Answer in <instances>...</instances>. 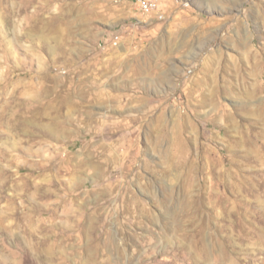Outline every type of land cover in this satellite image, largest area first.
<instances>
[{"label": "rangeland", "instance_id": "rangeland-1", "mask_svg": "<svg viewBox=\"0 0 264 264\" xmlns=\"http://www.w3.org/2000/svg\"><path fill=\"white\" fill-rule=\"evenodd\" d=\"M158 2L0 0V264H264V0Z\"/></svg>", "mask_w": 264, "mask_h": 264}, {"label": "bare ground", "instance_id": "bare-ground-1", "mask_svg": "<svg viewBox=\"0 0 264 264\" xmlns=\"http://www.w3.org/2000/svg\"><path fill=\"white\" fill-rule=\"evenodd\" d=\"M209 60H210V58H208ZM212 61V60H211ZM209 62V61H208ZM220 64V63H219ZM253 64V63H252ZM210 65V64H209ZM212 66V65H211ZM210 67V66H209ZM208 66L206 67V66H204V65H202V72H200V73H202V76L201 77H199L198 79H197V84H196V87H195V89H191L190 91H189V93L187 94V98L188 99H192V98H195V99H197V101H195V102H197L198 103V106L197 107H209V109L212 111V115H213V119H215V121H216V118H219V117H227V118H229V113H227V112H225L226 110L225 109H223L219 104H218V102H217V97H218V95H220L221 94V92H227L230 88L227 86V82L225 83L224 82V84H221L220 83V78L218 77V76H215V72L213 73V70L212 69H210ZM214 67V66H213ZM216 70V69H215ZM219 70V69H218ZM253 73V72H252ZM201 75V74H200ZM194 80V79H193ZM192 83V82H191ZM194 84V83H193ZM194 86H195V84H194ZM194 86H193V88H194ZM189 89V88H188ZM89 101V100H88ZM186 101V100H185ZM69 104V103H68ZM47 105V104H46ZM100 105V104H99ZM67 106V105H66ZM98 106V105H97ZM209 110V111H210ZM133 111V110H132ZM198 114H200V112L198 113ZM87 116V115H86ZM223 119V118H222ZM185 120V119H184ZM189 122V121H188ZM219 122V121H218ZM187 123V122H186ZM103 124V123H102ZM60 133V132H59ZM197 134V133H196ZM196 137H197V135H196ZM100 138V137H99ZM117 141V140H116ZM94 145H95V143H94ZM111 146V145H110ZM117 158V157H116ZM191 162V161H190ZM193 163V162H192ZM90 167H91V169H92V166L90 165ZM97 167H99L98 165H97ZM129 167V166H128ZM94 168H95V166H94ZM129 169V168H128ZM76 170H78V168L77 169H75V171ZM90 170V169H89ZM133 170V169H132ZM221 170V169H220ZM219 170V171H220ZM80 171V170H79ZM77 172V171H76ZM223 172V171H222ZM84 173H85V170H84ZM96 173V175H93V176H95V180L94 181H98V179H100L101 177H98V173L97 172H95ZM220 173V172H219ZM80 174V173H79ZM129 174V173H128ZM139 174V173H138ZM123 175V174H122ZM104 176V175H103ZM218 176V175H217ZM220 176V175H219ZM136 177V176H135ZM121 181V180H120ZM116 182V181H115ZM71 184V183H70ZM120 184V183H119ZM125 188V187H124ZM107 190V189H106ZM128 192V191H127ZM94 193V192H93ZM107 193V192H106ZM98 194V193H97ZM96 194V195H97ZM95 195V194H94ZM93 195V196H94ZM95 195V196H96ZM108 195V194H107ZM128 195V194H127ZM129 195H131L130 193H129ZM128 195V196H129ZM94 196V197H95ZM74 197V196H73ZM134 197V196H133ZM136 197V196H135ZM114 198V197H113ZM77 199V198H76ZM93 199V198H92ZM109 199V198H108ZM126 199V198H125ZM82 200V199H81ZM96 200V199H95ZM103 200V199H102ZM105 200V199H104ZM136 200V199H135ZM134 200V201H135ZM75 201V200H74ZM77 201V200H76ZM79 201V200H78ZM120 201V200H119ZM132 201V200H131ZM130 201V202H131ZM99 202V201H98ZM140 202V201H139ZM78 203V202H77ZM134 204V203H133ZM138 204V203H137ZM140 205V204H139ZM139 205H137V206H139ZM135 206H136V204H135ZM125 207V206H124ZM125 208H127V207H125ZM136 208V207H135ZM129 209H131V208H129ZM120 210H121V208H120ZM124 211V210H123ZM129 211V210H128ZM147 211V210H146ZM133 212V211H132ZM139 212V211H138ZM137 212V213H138ZM79 213V212H78ZM94 213V212H93ZM141 213V212H140ZM86 214V213H85ZM138 215H140V214H138ZM130 216V215H129ZM79 217V216H78ZM87 217V216H86ZM94 217V216H93ZM92 217V218H93ZM81 218V217H80ZM88 219V218H87ZM93 219H95V218H93ZM89 222V221H88ZM94 223V222H93ZM86 228L88 229V227L86 226ZM92 228V227H91ZM90 228V229H91ZM83 229H85V228H83ZM90 229H89V231H90ZM84 231V230H83Z\"/></svg>", "mask_w": 264, "mask_h": 264}, {"label": "built area", "instance_id": "built-area-1", "mask_svg": "<svg viewBox=\"0 0 264 264\" xmlns=\"http://www.w3.org/2000/svg\"><path fill=\"white\" fill-rule=\"evenodd\" d=\"M138 4L139 9L142 13L145 15H153L152 13L156 12L158 10V0H148V5H141V0H135ZM156 15V14H155Z\"/></svg>", "mask_w": 264, "mask_h": 264}]
</instances>
